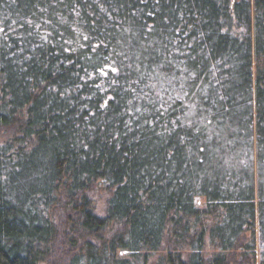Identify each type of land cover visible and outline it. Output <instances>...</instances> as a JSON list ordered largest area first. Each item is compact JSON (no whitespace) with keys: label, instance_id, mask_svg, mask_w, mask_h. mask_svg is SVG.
Segmentation results:
<instances>
[{"label":"trees","instance_id":"trees-1","mask_svg":"<svg viewBox=\"0 0 264 264\" xmlns=\"http://www.w3.org/2000/svg\"><path fill=\"white\" fill-rule=\"evenodd\" d=\"M0 29V264H264V0H0Z\"/></svg>","mask_w":264,"mask_h":264},{"label":"rangeland","instance_id":"rangeland-1","mask_svg":"<svg viewBox=\"0 0 264 264\" xmlns=\"http://www.w3.org/2000/svg\"><path fill=\"white\" fill-rule=\"evenodd\" d=\"M102 196H103L102 192H99V193L93 195V199L95 200V203H94L95 209H96L97 213L100 215L105 214V206H106L104 198H101ZM258 250H259V248L257 249V251Z\"/></svg>","mask_w":264,"mask_h":264},{"label":"snow or ice","instance_id":"snow-or-ice-1","mask_svg":"<svg viewBox=\"0 0 264 264\" xmlns=\"http://www.w3.org/2000/svg\"><path fill=\"white\" fill-rule=\"evenodd\" d=\"M0 31H2V29H0Z\"/></svg>","mask_w":264,"mask_h":264}]
</instances>
